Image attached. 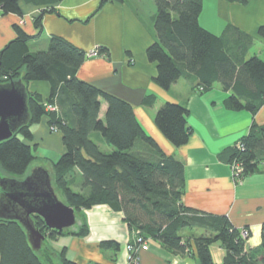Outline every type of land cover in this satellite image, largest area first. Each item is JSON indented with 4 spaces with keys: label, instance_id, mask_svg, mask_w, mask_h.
I'll use <instances>...</instances> for the list:
<instances>
[{
    "label": "trees",
    "instance_id": "16d2710c",
    "mask_svg": "<svg viewBox=\"0 0 264 264\" xmlns=\"http://www.w3.org/2000/svg\"><path fill=\"white\" fill-rule=\"evenodd\" d=\"M60 1L0 0V15L21 17L20 2L42 9L33 17L35 35L26 34L18 25L13 27L15 38L0 51V84L20 80L26 88L33 82L49 85L46 99L27 91L28 123L0 142V178L24 177L35 159L30 128L46 118L49 127L60 133L64 148L57 162L51 163L54 189L82 219L76 231L58 233L33 216L36 229L51 242L64 236L86 237L88 226L80 211L106 205L123 214L133 235L147 244L148 240L156 241L174 255L195 254L199 264H216L210 246L217 242L224 250L220 264H264V224L260 244L246 249L240 230L227 217L183 206V165L165 156L144 133L129 103L77 78L86 57L83 50L62 37L51 36L46 49L31 51L29 42L42 34V16L54 12L53 6ZM114 1L122 0H99L97 11ZM153 3L156 41L147 48L146 58L156 64L155 83L168 90L186 78L200 93L217 84L228 94L223 101L225 109L245 111L254 117L264 105V49L261 55H249L254 40L231 25L219 36L203 29L198 23L202 0ZM258 34L264 37V28ZM101 101L107 107L103 119ZM153 103V96L144 100V105ZM44 104L54 106L55 111H46ZM185 118L184 107L165 103L156 112L154 123L172 146L181 147L190 136ZM100 143L107 150L100 148ZM229 155V164L241 165L242 179L256 173L264 164V125L252 121ZM185 231L196 234L186 239ZM98 247L119 249L112 241H102ZM65 251L55 252L44 243L35 252L17 221L0 219V264H78L66 258Z\"/></svg>",
    "mask_w": 264,
    "mask_h": 264
},
{
    "label": "crops",
    "instance_id": "0c3cea01",
    "mask_svg": "<svg viewBox=\"0 0 264 264\" xmlns=\"http://www.w3.org/2000/svg\"><path fill=\"white\" fill-rule=\"evenodd\" d=\"M245 1L241 4L228 0H202L198 23L215 36L231 25L254 40L258 52L252 53V48L249 55H261L264 37L258 30L264 28V1ZM98 3L99 0H61L55 4L54 12L42 16V34L29 42L31 51L46 49L51 36L62 37L83 50L87 55L78 69L77 78L129 103L144 133L165 156L173 157L183 165L182 205L227 217L235 229L249 231L246 245L255 235L256 242L246 249L258 246L264 224V164L256 173L236 183L228 159L229 150L247 134L252 121L264 125V105L254 117L245 111H229L223 105L228 94L219 85L200 93L194 88L195 83L186 78H180L168 90L161 89L154 81L156 64L146 58L147 48L156 41L153 0L107 2L97 11ZM20 9L21 17L0 15V51L15 38V25L30 36L36 34L33 17L42 9L22 2ZM99 48L104 55L88 57L92 50ZM27 91L46 99L49 85L33 82L27 85ZM148 96L154 97L151 106L144 105ZM165 103L178 104L186 110L185 122L190 136L181 147L172 146L154 123L156 112ZM106 108L101 101V119ZM35 125L37 127L30 128L33 136L30 145H43L62 154L61 135L50 132L47 119L43 118ZM103 146L100 143V148L107 150ZM56 157H44L49 172ZM80 214L88 226L86 237H59L51 242L52 245H47L55 252L65 248L66 258L78 264H129L126 245L133 241V233L124 222L123 214L106 205L81 210ZM81 220L73 231L81 225ZM193 233L196 234L185 231L183 236L188 239ZM102 241L115 242L119 249L101 250L98 245ZM210 251L212 258L214 252L217 256L220 254L219 260L214 261L220 264L224 257L220 244H212ZM138 260L139 264H199L195 254L174 255L153 240H148L147 251L138 252Z\"/></svg>",
    "mask_w": 264,
    "mask_h": 264
},
{
    "label": "water",
    "instance_id": "95a60500",
    "mask_svg": "<svg viewBox=\"0 0 264 264\" xmlns=\"http://www.w3.org/2000/svg\"><path fill=\"white\" fill-rule=\"evenodd\" d=\"M28 120L26 86L20 80L0 84V142L9 139ZM33 216L58 233L76 224L74 209L58 198L47 169L36 167L21 179L0 178V219L17 221L32 250L38 252L46 238L34 226Z\"/></svg>",
    "mask_w": 264,
    "mask_h": 264
},
{
    "label": "rangeland",
    "instance_id": "374dc122",
    "mask_svg": "<svg viewBox=\"0 0 264 264\" xmlns=\"http://www.w3.org/2000/svg\"><path fill=\"white\" fill-rule=\"evenodd\" d=\"M253 49H252V53H257L258 52V49L255 47V46H253L252 47ZM38 50V49H37ZM95 50V49H94ZM93 51V50H92ZM96 51H97V54L96 55H93V56H91V57H97V56H101V53L99 52V50L98 49H96ZM87 55V54H86ZM102 55H104V53L102 54ZM88 57H90V56H88ZM46 105H48V104H46ZM45 107V106H44ZM54 107V106H53ZM46 111H55L54 109H52V110H50V109H46ZM37 127L36 125H32L31 127ZM48 127H49V125H48ZM49 130H50V132L51 133H53V132H57L56 130H54L53 128H51V127H49ZM57 135H60V133H58ZM94 140V139H93ZM104 151V150H103ZM105 152H107V151H105ZM108 152H111L110 150L108 151ZM32 155L35 157V159L33 160V162L30 164V166L28 167V169H27V171H26V174H29L34 168H39L38 166H42V167H44V168H46V169H48L49 167H48V162L47 161H45L44 160V157H48L49 155H52V156H58V158H59V156L61 155V154H59L55 149H52V148H48V147H45V146H43V145H37L36 147H34V148H32ZM57 158V157H56ZM58 158L57 159H54V162H57V160H58ZM235 163V162H234ZM234 163H232V164H229V166H230V169L232 168L231 166H233V164ZM231 173H232V170H231ZM25 174V175H26ZM24 175V176H25ZM74 189L75 190H78L76 187H74ZM57 196H58V198L63 202V198H62V196L60 195V194H57ZM82 210H85V209H82ZM80 219H81V217H79L77 214H76V224L72 227V228H70L71 230H73V229H75L76 227H77V225L79 224V221H80ZM82 221V220H81ZM242 230H245V232L247 233V236L246 237H244L243 235H242ZM243 236V237H241L242 239H244V241L246 242L247 241V239H248V237H249V231L247 230V229H241V232H240V236ZM253 236L255 237V235L253 234ZM254 237L252 238V239H249V241H248V243H249V245H253L256 241H254ZM45 243L46 244H48V245H52L51 244V241L49 240V239H46L45 240ZM257 244V243H256ZM249 245H246L247 247L249 246ZM257 246H255V247H253V248H256ZM214 257H213V260L214 261H216V260H219V258H218V256H220V254H218V256H217V253L216 252H214V255H213Z\"/></svg>",
    "mask_w": 264,
    "mask_h": 264
},
{
    "label": "built area",
    "instance_id": "2783aa9c",
    "mask_svg": "<svg viewBox=\"0 0 264 264\" xmlns=\"http://www.w3.org/2000/svg\"><path fill=\"white\" fill-rule=\"evenodd\" d=\"M97 51L96 49L91 51L88 56H93L96 55ZM45 109H54L55 107L51 106V105H46L44 104ZM237 147L240 148V144H237ZM231 170H232V177L234 179V181L236 183L240 182L242 180L241 175H242V167L240 164L238 163H234L233 166H231ZM241 232V230H240ZM242 235L244 237L247 236V233L245 232V230H242ZM241 235V237H243ZM148 250V244L142 240L141 237H138L137 235H133V243L132 244H127L126 245V251L128 252V263L129 264H139V260H138V252L139 251H147Z\"/></svg>",
    "mask_w": 264,
    "mask_h": 264
}]
</instances>
